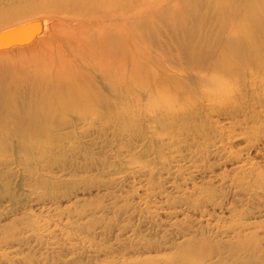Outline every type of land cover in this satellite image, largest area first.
Returning <instances> with one entry per match:
<instances>
[{"label":"rangeland","instance_id":"1","mask_svg":"<svg viewBox=\"0 0 264 264\" xmlns=\"http://www.w3.org/2000/svg\"><path fill=\"white\" fill-rule=\"evenodd\" d=\"M35 2L0 37L22 50L0 56V264H163L200 240L263 263L264 0H135L131 88L88 67L83 100L39 62L98 48L123 17ZM247 8L252 37L235 30ZM69 11L86 27L57 35Z\"/></svg>","mask_w":264,"mask_h":264},{"label":"bare ground","instance_id":"2","mask_svg":"<svg viewBox=\"0 0 264 264\" xmlns=\"http://www.w3.org/2000/svg\"><path fill=\"white\" fill-rule=\"evenodd\" d=\"M24 1L29 2L30 4L23 8V10L9 9V12L0 17V25H2L1 23H4L3 26L0 27V37L2 34L5 36L4 33H1V30L16 26L20 24L18 22L20 17L30 15L32 12L35 13L33 10H29L34 8V6L37 5V2H35V0H19L16 2L23 3ZM117 2L118 5L116 4ZM45 3L48 4L47 1ZM103 3L111 5L109 10L111 12L110 14L121 15L123 20L118 22L119 24H117V26L114 27L111 32H108L106 37L103 36V38H101L100 36L93 35V44H99L98 48H92L88 45L86 48L81 50V55L78 53L77 55L64 60L54 56L51 58L52 60L50 62H39L41 65L39 71L42 73L44 79H48L51 82H59L61 86L65 85L75 94L79 100L86 99L87 95L96 96L95 94H97L96 91L88 88L89 86H86L83 83L86 75L85 70L88 67L93 68L95 71L99 70L101 73L100 78H102V80L109 85V88L113 89L114 91L120 88L122 83L127 84L128 89H130L133 83L132 75L136 65L134 56L135 45L133 39L135 29V15L133 13L135 10V0H64L62 6L68 4V6L77 7L79 5L80 8L83 6L85 11L92 12L93 7H99L103 5ZM119 8L121 11H119ZM65 15L66 16L64 17L61 15H56L55 20H53L57 21V24L55 27H53V29L57 32V35L63 32L67 34L66 32H71V30L73 31L76 28L74 26L72 27L71 23L65 24L61 22V20L70 22L72 19L79 17L81 18L79 21V27L80 29H85L87 23H85V20L83 19L84 16L78 15L77 13H73L71 11L67 12ZM242 15V21L240 24H238V27L235 30L237 33L240 32L250 35V22L254 20L255 23L260 25L261 20L258 19L255 11L251 9L249 10V8H247ZM5 19H7L6 23L4 22ZM29 25L30 23L25 24V26ZM21 27L23 26L18 25V27H15V29L18 30ZM259 29L261 28L259 27ZM11 30L8 31L10 32ZM8 35L10 34L8 33ZM250 37L252 36L250 35ZM191 41L192 37H188L184 44L189 47ZM251 43L255 44L253 40H251ZM195 48L197 49L199 47L195 46ZM20 51H22L20 48H10L7 50L2 49L0 50V56L9 55L12 53L14 54L15 52ZM230 53L233 54V56H237L240 53L239 47L237 45H233L230 48ZM230 53L228 55H230ZM192 57L196 59L198 57V52L194 51L192 53ZM13 91L14 90L11 91V94ZM1 97L2 95L0 94V98ZM243 248H245V246L238 243L232 244L227 241H216L215 243H212L210 241L200 240L194 245L193 248H182L179 250L177 259L165 261L163 264H247L249 259L239 254V251ZM253 248L254 250H257L258 257H260L264 263V249L256 245H254ZM192 249L195 250L193 251L195 252V255H191ZM263 263L261 262V264Z\"/></svg>","mask_w":264,"mask_h":264}]
</instances>
